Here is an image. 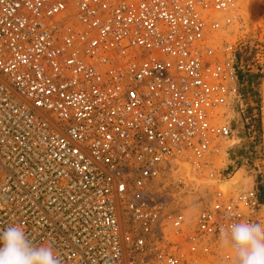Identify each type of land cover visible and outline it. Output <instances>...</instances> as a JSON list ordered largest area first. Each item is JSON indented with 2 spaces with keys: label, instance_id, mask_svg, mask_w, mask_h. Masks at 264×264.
Returning <instances> with one entry per match:
<instances>
[{
  "label": "built area",
  "instance_id": "2783aa9c",
  "mask_svg": "<svg viewBox=\"0 0 264 264\" xmlns=\"http://www.w3.org/2000/svg\"><path fill=\"white\" fill-rule=\"evenodd\" d=\"M238 1L0 0V229L60 264H199L261 222L255 188L179 197L245 108L216 34Z\"/></svg>",
  "mask_w": 264,
  "mask_h": 264
},
{
  "label": "rangeland",
  "instance_id": "374dc122",
  "mask_svg": "<svg viewBox=\"0 0 264 264\" xmlns=\"http://www.w3.org/2000/svg\"><path fill=\"white\" fill-rule=\"evenodd\" d=\"M217 17L219 41L232 45L238 89L245 108L243 112L227 115L234 138L220 142L219 149L208 156V164L201 172L187 169L184 181L189 192L180 194V203L192 214L194 206L199 205L197 201L210 198L216 189L233 192L255 188L262 204L261 223H264L261 201L264 198V0H239ZM236 117L240 121L235 122ZM241 134L245 138L243 146L236 142ZM226 257L216 247L199 264H231Z\"/></svg>",
  "mask_w": 264,
  "mask_h": 264
},
{
  "label": "clouds",
  "instance_id": "9594fccd",
  "mask_svg": "<svg viewBox=\"0 0 264 264\" xmlns=\"http://www.w3.org/2000/svg\"><path fill=\"white\" fill-rule=\"evenodd\" d=\"M219 248L231 264H264V223L239 220L219 229ZM0 264H60L53 245L35 244L20 224L0 229Z\"/></svg>",
  "mask_w": 264,
  "mask_h": 264
},
{
  "label": "bare ground",
  "instance_id": "6f19581e",
  "mask_svg": "<svg viewBox=\"0 0 264 264\" xmlns=\"http://www.w3.org/2000/svg\"><path fill=\"white\" fill-rule=\"evenodd\" d=\"M248 100H249V98H248ZM251 103V102H250ZM237 121H240V118L239 117H236V120H235V122H237ZM244 135H245V133H244ZM236 136H237V132H236ZM238 140L236 141V139L234 140V142L233 143H235V141L237 142V144H239L240 146H243V144L245 143V138H244V136L241 134L240 136H238ZM247 146V145H246ZM244 149V148H243Z\"/></svg>",
  "mask_w": 264,
  "mask_h": 264
},
{
  "label": "trees",
  "instance_id": "16d2710c",
  "mask_svg": "<svg viewBox=\"0 0 264 264\" xmlns=\"http://www.w3.org/2000/svg\"><path fill=\"white\" fill-rule=\"evenodd\" d=\"M261 201H263V203H264V198L263 197H261Z\"/></svg>",
  "mask_w": 264,
  "mask_h": 264
}]
</instances>
